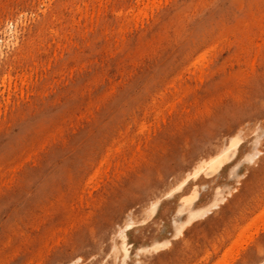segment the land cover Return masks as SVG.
<instances>
[{"label": "rangeland", "instance_id": "374dc122", "mask_svg": "<svg viewBox=\"0 0 264 264\" xmlns=\"http://www.w3.org/2000/svg\"><path fill=\"white\" fill-rule=\"evenodd\" d=\"M234 135L131 226L128 264H264V0H0V264L108 260L121 216Z\"/></svg>", "mask_w": 264, "mask_h": 264}, {"label": "bare ground", "instance_id": "6f19581e", "mask_svg": "<svg viewBox=\"0 0 264 264\" xmlns=\"http://www.w3.org/2000/svg\"><path fill=\"white\" fill-rule=\"evenodd\" d=\"M49 1L51 2L54 0H49ZM9 32H10L9 37H12L15 39L18 38V34L16 30L15 31L10 30ZM241 140L242 139L236 135L232 136L227 141H224L223 139V141H221L219 144L211 147L208 150V153L206 151V153L201 158L196 159L193 163H190L189 166H187V168L183 172L177 174L172 180L163 184L160 190L158 189L157 191L153 192L148 199L144 200L142 203H140V205L136 206L135 208H133L132 210L126 212L123 216H121L116 221L114 226L110 229V231L106 233L105 237L102 239V248L104 249L106 248L107 254L109 256L108 260H99L96 264H128V260L130 259L129 257L131 256V251H132L131 250L132 244H130L128 240V230L132 228L131 226H133L134 224H141L143 222H146L147 221L146 219L151 218L154 212L156 211L157 206L161 201V198H163L164 196L174 195L175 193L181 191L187 183L194 181L202 174L208 176L210 173L218 170L223 165H225L227 162H229V160L235 157L236 155L235 153H237L239 149ZM258 141H259L258 138L253 139V143H258ZM260 151H261L260 149L256 151V154L257 153L260 154ZM250 158H251L250 156H246L245 158H243V160L245 159L250 160ZM203 185L205 187L212 188V185L210 183H204ZM221 188L222 187H218V186L213 188L214 197L216 201H220V199L222 198V192L220 191ZM197 196H198L197 186L193 185L189 193L184 194L178 198L177 213L182 214V212H185L187 214V217L180 220L181 221L180 223L178 222L176 218L174 219V222L176 221L177 225L175 226H177L178 231L181 230L180 232H182V229L185 228V226H187L190 223L189 221L196 220L197 217L202 216L208 210L209 204H206L204 206H197V207L195 206ZM261 216H258V217H261ZM255 220L256 222H251V224L255 223L257 225V223L260 222L259 218H255L254 221ZM183 223H186L184 224V227H182ZM250 226L252 227L253 225H250ZM248 230H250V227L248 228ZM241 233L242 232H240L239 234ZM239 234H237V236ZM242 235L243 234L239 235L241 239L244 237V235L243 237H241ZM240 238L238 239L240 240ZM238 239L237 241H239ZM235 240L233 243L231 242L232 244L230 243L231 246H229L230 250L234 248L231 250L232 252L237 249V248L235 249V247H237L238 244H242L241 243L242 241H239L238 243ZM235 243H238V244H235ZM165 245L166 244L163 243V246ZM163 246H161V243H159V241L157 240L151 241V243L147 245V247L139 248L138 257H139L140 252L141 253L142 251L147 252V250H149L148 247H150V249L155 247L154 249L156 251L160 247H163ZM241 247L242 245H240V247L238 248H241ZM227 251L230 252V254L232 253L229 250ZM228 252L225 255H227ZM91 256H97V254H92ZM89 259L90 257H86L85 263H87ZM136 262L140 264L145 263L144 259L143 260L137 259Z\"/></svg>", "mask_w": 264, "mask_h": 264}]
</instances>
